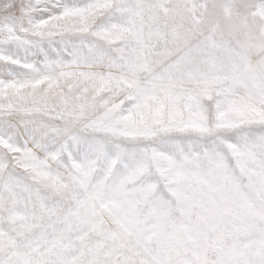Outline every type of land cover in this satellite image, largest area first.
<instances>
[{"label":"snow or ice","instance_id":"obj_1","mask_svg":"<svg viewBox=\"0 0 264 264\" xmlns=\"http://www.w3.org/2000/svg\"><path fill=\"white\" fill-rule=\"evenodd\" d=\"M0 264H264V0H0Z\"/></svg>","mask_w":264,"mask_h":264}]
</instances>
